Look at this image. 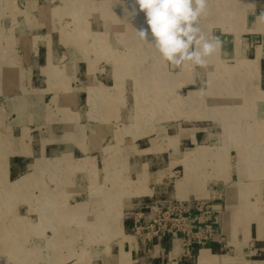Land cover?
<instances>
[{
	"label": "crops",
	"instance_id": "1",
	"mask_svg": "<svg viewBox=\"0 0 264 264\" xmlns=\"http://www.w3.org/2000/svg\"><path fill=\"white\" fill-rule=\"evenodd\" d=\"M37 1L0 0V202L10 193L20 202L24 191L35 210L2 217L0 264H63L83 249V232L89 242L101 230L102 247H87L110 251L111 264H264V258L221 254L218 241L223 235L235 244L264 242V0H209L201 27L220 39V50L203 67L172 65L153 84L154 99L147 65L135 72L137 60L148 58L137 33L147 27L143 12L132 32L128 0H103L99 8L91 0H63L81 26L84 15L97 11L123 29L126 53L103 45L91 56L67 26L57 35L67 51L54 50L53 24L45 17L53 8ZM107 20L90 21L97 30L89 33L100 34ZM99 55L138 76L136 83L127 85L115 67L101 76L94 67ZM185 84H191L183 96L191 101V118L171 124L149 118L152 104L169 105L170 88ZM52 107L61 113L59 126L50 120ZM217 134L218 147L208 142ZM133 175L139 194L126 192ZM36 187L43 189L39 197L31 194ZM169 199L214 203L215 239L189 253L179 238L143 244L133 227L146 220L151 203Z\"/></svg>",
	"mask_w": 264,
	"mask_h": 264
},
{
	"label": "rangeland",
	"instance_id": "2",
	"mask_svg": "<svg viewBox=\"0 0 264 264\" xmlns=\"http://www.w3.org/2000/svg\"><path fill=\"white\" fill-rule=\"evenodd\" d=\"M117 3L120 0H116ZM133 0H128V3L126 4V7H134V4H132ZM90 2V1H88ZM92 4L95 5L96 7H101L100 4L101 2H103V0H91ZM37 3L39 5H41V7L46 8V7H51L53 8V10H48L46 13V20L49 22L51 21V23L53 24L52 26V33H53V41H55L54 43V50H56L57 52H66L67 48L65 46V44H59L57 42V35L58 33L61 31L60 26H64L63 29H65V27L67 26V28L71 31H75L77 32L78 38L79 39H83L86 44L89 47V51L88 53H90L91 56H97L98 52L101 51L103 49V45H105L107 47V49H111V52L114 53V51L116 50V52H121V53H126L128 50L127 48L123 45V43L121 41H119V35L120 33H118V31H122L123 29L117 28L118 24H110V21L107 20V14L105 13V17H100L97 14V11L94 12H88V14H86V16L84 15L82 18V23H84L85 25L81 26L78 24V20H73L72 16L67 13L65 11V9H63L62 5H63V0H38ZM38 8V7H37ZM38 10V9H37ZM102 14V13H101ZM36 15H38V12H36ZM135 18V17H134ZM134 18H130V17H125V21L127 23H131L132 24V28H130V30L133 32L135 30L134 24H135V20ZM44 17L39 16L38 21L39 23H43L45 20ZM102 20H107V24L102 28L101 26L98 28V30L101 32L100 34H90L89 32H96L97 28L95 27H88V23H90V21H97L99 23L102 22ZM115 27V28H114ZM62 29V30H63ZM116 29V30H115ZM42 30V29H41ZM97 35V37H96ZM95 38V39H94ZM99 40V42H98ZM93 42L96 43V45L93 44ZM108 49V50H109ZM115 49V50H114ZM74 50V47H73ZM110 51V50H109ZM72 61V60H71ZM135 62V60L133 61V63ZM136 63V62H135ZM147 65V72L149 75V84L153 85L156 83V80L158 79V77L161 76L162 73L164 74H171L172 72V65L166 63L165 61H163L159 54L156 52V50L148 44V58L146 60H144L142 58V60H137V67H135V72H137V74H139V64ZM94 67L97 71H100V75L106 77V75L108 74V72L110 73L111 70L113 69V67H115L116 72H118L119 75H121V80L123 81V79H126V84L131 85V84H135L138 76L136 75H130L129 72L127 71H123L121 68V71L119 70V64L117 63V61H115L114 59L108 58V57H103L101 55H99V59L94 60ZM144 68V67H143ZM97 74V72H96ZM126 75V76H124ZM120 80V81H121ZM121 81V82H122ZM175 87V91L172 90V88H170L169 92L167 93V97L169 99V105L164 106L161 108H154V104L153 107L149 108L148 111V115L149 118L151 119H156V118H162L165 121H169L170 124L172 123V121L179 119H189L191 118V101H189L188 99H185L183 96L185 95V91L189 88H191V84H185V85H181L179 86V91H176ZM178 90V88H177ZM155 90H154V85L153 87H150L149 91H148V97L149 99H154L155 98ZM173 101L175 103V107L172 108L173 106ZM149 103V102H148ZM154 103V101H153ZM167 103V102H166ZM174 111V112H173ZM61 113L59 111V108H55L52 107V116H51V121L56 124V126L60 125L59 120L61 119ZM169 124V125H170ZM214 128V127H213ZM219 130V129H218ZM43 133V132H42ZM41 133L38 132V130L36 131V137H38ZM104 143L107 141H103ZM210 143V145L213 146H219V144L221 143V140L219 138V135L217 134L216 136H213L211 139H209L208 141ZM208 144V143H206ZM230 163L232 165H234L235 163V157L234 155H230ZM26 169V168H25ZM24 169V170H25ZM167 176L171 179L172 177L170 176V174H167ZM133 183L131 184V186H127L129 187V189L126 190V192H133V193H138L141 191V186L140 185V181L139 179H137L134 175H133ZM138 182V183H136ZM137 184V185H136ZM143 184V183H142ZM122 188L124 187L121 186ZM131 188V190H130ZM43 189L36 187L35 189H32L31 194H35L36 196H41V191ZM262 190H264V188H262ZM1 191V188H0ZM6 193V190H5ZM141 193V192H140ZM18 194H21V199L20 202L14 201L15 199L13 198V194L10 193L9 197L7 199H4L3 202H0V223L3 222L5 220L2 221V217L5 218H9L13 213L16 212H33L35 210H33L31 207V205L29 204L27 197H25L27 195L26 192L18 191ZM17 196V195H15ZM264 196V195H262ZM221 197L223 198V196L221 195ZM37 198V197H36ZM14 199V200H13ZM17 199V198H16ZM264 199V198H262ZM25 200V201H24ZM24 201V202H23ZM261 212H264V203L261 202V204L259 205ZM1 223V224H3ZM0 224V226H1ZM86 232V231H85ZM78 243L83 245V249L76 251V252H72V256L67 259L66 262H64L63 264H111L112 260L111 257H113L110 251L108 250H101V251H92L89 249V247H87L88 245H92V244H96L99 243V245H101L100 247H102L103 243L106 241V236L105 234L102 232L98 233L97 236L94 237V241H89L87 239V236L84 234L80 235L78 237ZM218 241L220 243L221 246V254H225V255H230V256H234L236 254H238V256H241L242 258L250 261L253 259H261L264 258V242H260L257 244V242L252 239V238H248L245 240H239L238 243H234L235 240L231 239L229 237H225L223 235L220 236V238H218ZM88 243V245H87ZM1 244V243H0ZM238 249V251H236ZM5 254V251L0 250V257L3 256ZM43 259H46L45 256H41ZM41 257H37L38 259H40ZM42 261V260H41ZM9 263H13L12 261H9ZM8 263V264H9Z\"/></svg>",
	"mask_w": 264,
	"mask_h": 264
},
{
	"label": "clouds",
	"instance_id": "3",
	"mask_svg": "<svg viewBox=\"0 0 264 264\" xmlns=\"http://www.w3.org/2000/svg\"><path fill=\"white\" fill-rule=\"evenodd\" d=\"M134 4L138 8L126 9L127 15L134 18L143 12L146 17L147 27L137 30L140 39L166 63L203 67L220 50V39L201 27L209 14V0H134Z\"/></svg>",
	"mask_w": 264,
	"mask_h": 264
},
{
	"label": "built area",
	"instance_id": "4",
	"mask_svg": "<svg viewBox=\"0 0 264 264\" xmlns=\"http://www.w3.org/2000/svg\"><path fill=\"white\" fill-rule=\"evenodd\" d=\"M216 217V207L207 199L153 202L148 206L146 220L133 227V234L143 244L179 238L189 253L192 245L201 246L215 239Z\"/></svg>",
	"mask_w": 264,
	"mask_h": 264
}]
</instances>
